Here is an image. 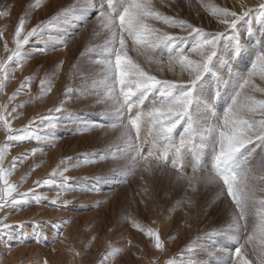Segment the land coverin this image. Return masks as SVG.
I'll use <instances>...</instances> for the list:
<instances>
[{"label": "snow or ice", "instance_id": "obj_1", "mask_svg": "<svg viewBox=\"0 0 264 264\" xmlns=\"http://www.w3.org/2000/svg\"><path fill=\"white\" fill-rule=\"evenodd\" d=\"M39 5L40 0H37L20 17L12 41L14 47L10 48L8 42H4V50L8 55L6 59H0V93H3L17 69L22 68L27 60L49 51L47 47H36V44L45 40H58L60 47H67L73 33L61 28V23L68 22V17L79 10L82 16L80 23L86 26L89 14L95 12V20L92 22L99 25L106 37L101 50L104 58L95 61L103 73V90H94L97 97L95 104L103 105V111L89 114L99 116L98 120L80 119L78 114L69 112L65 105L80 98L79 95L74 96L75 89L69 86L65 89L64 99L59 106L49 109L44 115L33 117L24 127L13 129L12 119L17 118L13 114L23 105H14L11 111L7 105H11L22 92L26 94L33 79L26 77L20 87L8 97L7 105H0V129L6 134L4 144L0 145V211H19L33 203L41 204L47 197L37 192V189L53 185L57 186V198L52 199L50 204L58 208L66 207L68 201L58 202L59 196L61 193L74 191L76 187L71 183L72 178L65 175L69 171L66 162L73 158L65 157L48 178L37 180L35 186L27 192H18V185L10 183L8 177L30 156L43 149L33 147L30 151L23 152L13 157L5 168L4 159L10 148L32 141L53 146L59 137H54L52 130L60 126L69 131L75 130L76 134L96 129H104L105 132L110 130L116 133L118 143L110 145L109 149L99 155L80 154L82 163L104 161L109 159L110 154L116 167L111 169V174L107 177H118V183L127 182L137 170L141 172L142 179L144 173L153 175L158 172L181 188L189 207L197 193V185L217 186L218 195L230 201L227 203V228L207 232L205 237H224L231 240L236 245L235 248H193L189 245L178 261H168V264H195V254L198 251L221 256L226 259V264H264V158L259 167H252L247 158L241 156L249 145L264 143V44L222 114L215 115V99L209 105L211 114L208 117H200L192 111L197 99L194 90L210 71L211 62L217 56L224 34L235 29L238 22L250 14H255L256 20L264 19V3L239 13L228 6H217L212 9V16L216 21L215 30H206L204 26L165 15L157 9L153 0H96L95 4L91 0L86 3L78 0L75 5H70L47 21H40L29 30L27 17ZM6 15V12L0 13V16ZM153 21L178 32H163L153 26ZM53 30L56 31V36L48 34ZM251 33L250 28L248 34ZM190 36H197L198 41L187 50L181 47L175 54L167 56L155 53L160 45H174ZM2 37L3 33H0V38ZM129 41L131 50L136 52L137 57L143 56L149 64L154 63L159 72H174L178 66L181 75L186 74V77L177 80L152 74L138 59L129 55ZM30 42L31 48L28 47ZM241 50V41L238 39L231 60H235ZM88 51L92 50L86 49ZM81 55L84 56L85 53ZM257 80L261 83H256ZM220 81L222 87L227 84L228 77L220 76ZM40 84L42 93L51 92L50 79H41ZM178 88L184 90L177 93L175 90ZM157 89L156 101L146 107L145 102ZM41 128L47 131L40 134ZM143 128H147V135L142 136ZM113 148L115 151H112ZM208 150L212 155L210 170L199 163ZM188 154L195 158V163L191 165V175L185 172V156ZM27 179L26 174L21 183ZM90 191L99 192L100 189L92 188ZM181 202L183 203V199ZM103 203L104 201H98L93 207ZM68 222L66 220L64 224ZM26 226L25 223L13 226L0 220V244L11 248L13 242L23 245L29 238L36 243L46 239L40 225L33 224L31 233L24 231ZM133 227L154 241L155 249H164L165 244L157 230H145L135 222ZM17 228L20 229L19 232L15 230ZM60 235L61 233H57L53 239H59ZM120 252V249L105 252L99 264H111L108 257H115ZM185 252L191 254L187 259L184 258ZM44 264H47L46 260Z\"/></svg>", "mask_w": 264, "mask_h": 264}, {"label": "rangeland", "instance_id": "obj_2", "mask_svg": "<svg viewBox=\"0 0 264 264\" xmlns=\"http://www.w3.org/2000/svg\"><path fill=\"white\" fill-rule=\"evenodd\" d=\"M77 2L78 0H40L39 7L27 17V28L30 30L40 21L49 20L58 12ZM79 2L86 3L87 0H79ZM36 3L37 0H0V13H7L6 16H0V33H3V37L0 38V59H6L8 55L4 50L5 41L8 42L10 48L14 47L12 41L20 17L28 11L31 5ZM91 3L95 4L96 0H91ZM153 3L165 15L176 16L188 23L204 26L206 30H215L216 21L212 16L213 8L228 6L239 13L247 8L257 7L260 3H264V0H153ZM95 15V12L89 14V23L85 26L80 23L82 18L80 11H76L73 16L68 17V22H62L60 25L61 28L73 33L67 47H60L58 40L42 41L35 46L47 47L49 51L46 54L34 56L27 60L22 68L17 69L3 93H0V105H7L8 97L20 87L26 77L33 79L26 94L22 92L11 105H7L9 111L14 105H23L13 114L17 117L12 120L14 121L12 122L13 129L22 128L33 117L44 115L49 109L59 106L60 101L64 99L65 89L69 86L75 89L74 96L79 95L80 98L69 101L65 105L67 110L78 114L80 119H100L99 116L89 115L103 111V105L95 104L97 97L94 90H103V73L99 70L100 65H97L95 61L104 58L101 50L106 37L99 25L92 22L95 20ZM152 24L163 32L172 34L178 32V30L169 28L162 23L153 21ZM250 28L252 29L251 35L248 34ZM48 34L57 35L55 30ZM180 34L183 35V33ZM238 39L241 41L242 50L235 60H231ZM197 41V36H190L185 40L175 42L174 45H160L155 49V53L161 56L175 54L179 48L183 47L187 50ZM262 44H264V19L256 20L255 14L242 18L235 29L225 33L220 41L217 56L211 62L210 71L198 82L194 90V96L197 99L194 101L192 111L200 117H208L211 114L209 105L215 99V115L222 114L239 83L248 73ZM28 47H32L31 42ZM127 47L129 55L138 59L152 74L177 80L186 77V74L181 75L178 66L174 72L167 70L164 73L159 72L154 63L149 64L143 56L137 57L136 52L131 50L130 41ZM86 49L92 51L86 52ZM82 53L85 55L82 56ZM220 76L228 77L227 84L222 87ZM41 79L51 80V92L42 93ZM256 83L261 82L257 80ZM182 90L184 89L178 88L175 91L179 93ZM158 91L159 89L155 90L145 102L146 107H150L156 101ZM218 92L219 98H217ZM257 96L259 97V94ZM180 130L182 131V128ZM46 131L47 129L41 128L40 134H44ZM141 134L142 136L147 135V128H143ZM52 135L59 137L54 141L53 146L37 144L32 141L10 148L8 154H11V157L4 159V167H8L13 157L30 151L33 147H41L43 151L30 156L26 160L27 163L25 161L20 165L21 173L15 169L17 172L14 170L13 175H10L11 179H15L16 182L21 181L22 175H29L26 182L31 180L30 187L33 188L37 180L48 178L65 157L73 158L66 162L69 171L65 175L72 178L71 183L76 186L75 190L61 193L58 202L67 200V206L59 208L75 210L81 214L79 217L82 220L76 223L77 228L75 227V235H73L76 238H73L74 243L72 242V247H69L72 249L74 262L77 261L78 253L82 250L86 247L87 250H90L87 244L91 245L94 239L99 255L94 256L95 260L92 259L91 263L89 261L90 264H98L102 255L113 249H120L121 252L115 257H108L111 264H168V261H178L181 258V253L189 245L193 248H235L236 245L224 237L213 239L205 237L207 232L227 228L229 220L227 203L230 201L226 197L218 195L217 186L197 185V193L189 207L181 188L173 185L169 177L158 172L153 175L144 173L142 179L141 172L137 170L127 182L118 183V177H107L111 174V169L116 167V162L111 159L110 154L109 159L104 161L98 160L93 164L82 163L80 154L95 153L99 155L109 149L110 145L118 143L116 133L110 130L105 132L104 129H96L76 134L75 130L69 131L60 126L52 130ZM178 138L177 135V140ZM5 140L6 134L3 132L0 141H3L4 144ZM46 148L50 149L47 158L44 154ZM16 151L18 152L16 153ZM112 151L115 149L113 148ZM42 156L48 164H43L45 161L40 164L36 159H41ZM241 156L247 158L250 166L259 167L262 158H264V143L249 145L241 153ZM185 157V172L187 175H191V165L195 163V158L191 154ZM199 163L205 168L211 169L210 150L200 158ZM92 188H98L100 191L92 192L90 191ZM37 192L43 193L47 197L41 204H37L38 206L45 205L50 209H59L50 204L52 199L57 198V186L38 188ZM189 195L192 194L189 193ZM95 201H104V203L93 207ZM39 209H32L30 212L35 213ZM94 210L97 211L94 212ZM88 212L89 215H85V217L83 213ZM134 222L145 230L148 228L157 230L165 244L164 249H155L154 241L150 240L144 232L133 227ZM66 243L68 241H65ZM124 255L126 256L124 257ZM189 255L191 254L185 252L184 258L187 259ZM195 255V264H226V259L218 255H210L203 251H198Z\"/></svg>", "mask_w": 264, "mask_h": 264}, {"label": "bare ground", "instance_id": "obj_3", "mask_svg": "<svg viewBox=\"0 0 264 264\" xmlns=\"http://www.w3.org/2000/svg\"><path fill=\"white\" fill-rule=\"evenodd\" d=\"M3 132L4 131L0 129V136H2ZM0 145H3V141H0ZM46 149L47 150L45 151L44 154H45V157L47 158V155L50 152V149L48 148ZM17 150L19 151V148ZM18 151H16V153ZM10 157H11V154L7 153L5 159H8ZM36 159H38L40 164L43 163L44 161L45 163L43 164H46V163L48 164L47 160L46 159L44 160V156H42L41 159L39 158H36ZM26 167L28 166L26 165ZM16 169L19 173H21V170H22L21 166H18ZM11 177L12 176L8 177L9 182L18 185V189H17L18 192H27L29 189L32 188L30 187L31 180L27 182L24 181L23 183H21V181L16 182L15 179L12 180ZM14 177H18V176H14ZM22 177H24V175H22L21 178ZM81 194L83 193L81 192ZM32 209H39V211H35V213H31L30 210ZM95 211L97 210H94V212ZM83 214L84 216L85 215L87 216L89 215V212L83 213ZM90 214H92V212H90ZM6 216H7V219L5 220ZM79 216H81V214L77 213L75 210L69 211V210H64L62 208L54 210V209H50L46 207L45 205L38 206L37 204H34V203L28 207L20 209L19 211H16L13 209H4L3 211H0V220H4L5 223L11 224L13 226L20 224V223H25L27 226L24 229V231L28 233L32 232L33 224L40 225L41 232L46 236V239H44L43 242L41 243H36L31 238H29L27 242L23 245H16L15 242H13V247L11 248H7L3 246L2 244H0V264H44L45 260L47 261V264H90L94 256L99 255V251L96 248L97 243L95 239L94 241L91 242V245L87 244L88 249L90 250H87V247H86V249L78 253L76 262H74V259H73L74 256L72 255V249L69 248V247H72V242L74 243L73 238L74 237L76 238V236H73L75 235L74 233L75 227L77 228L76 223H79V221L82 220L81 217ZM44 219H47V220H44ZM66 220L69 222L65 225L64 221ZM15 230L17 232L20 231V229L18 228ZM57 233H61V235L59 239L54 240L53 238L57 235ZM65 241H68V243L65 244ZM125 256L126 255H124V257Z\"/></svg>", "mask_w": 264, "mask_h": 264}]
</instances>
